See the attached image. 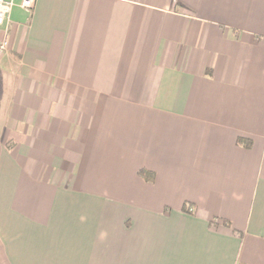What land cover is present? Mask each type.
<instances>
[{"label": "crops", "instance_id": "obj_1", "mask_svg": "<svg viewBox=\"0 0 264 264\" xmlns=\"http://www.w3.org/2000/svg\"><path fill=\"white\" fill-rule=\"evenodd\" d=\"M20 2L0 264H264V0Z\"/></svg>", "mask_w": 264, "mask_h": 264}, {"label": "built area", "instance_id": "obj_2", "mask_svg": "<svg viewBox=\"0 0 264 264\" xmlns=\"http://www.w3.org/2000/svg\"><path fill=\"white\" fill-rule=\"evenodd\" d=\"M34 0H21L20 7L24 10H30ZM13 6L12 0H0V26L4 25L10 14ZM8 50L7 42L0 40V53H5Z\"/></svg>", "mask_w": 264, "mask_h": 264}, {"label": "trees", "instance_id": "obj_3", "mask_svg": "<svg viewBox=\"0 0 264 264\" xmlns=\"http://www.w3.org/2000/svg\"><path fill=\"white\" fill-rule=\"evenodd\" d=\"M239 143H240V144H244V141L240 140ZM138 174L140 175V177L145 178V176H147L148 173H147L146 171H144V170H141ZM149 179H150V178H147V180H149ZM187 207L189 208L188 205H187V206L184 205L183 210H184V211H187ZM225 224H226V223H225ZM226 225H227V224H226Z\"/></svg>", "mask_w": 264, "mask_h": 264}]
</instances>
